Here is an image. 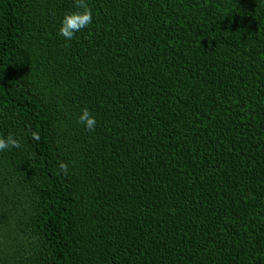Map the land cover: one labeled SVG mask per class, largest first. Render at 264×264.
<instances>
[{
	"label": "trees",
	"instance_id": "1",
	"mask_svg": "<svg viewBox=\"0 0 264 264\" xmlns=\"http://www.w3.org/2000/svg\"><path fill=\"white\" fill-rule=\"evenodd\" d=\"M86 3L0 0V264H264V0Z\"/></svg>",
	"mask_w": 264,
	"mask_h": 264
},
{
	"label": "clouds",
	"instance_id": "2",
	"mask_svg": "<svg viewBox=\"0 0 264 264\" xmlns=\"http://www.w3.org/2000/svg\"><path fill=\"white\" fill-rule=\"evenodd\" d=\"M75 7L78 9L77 11H70L65 14L58 32L60 36L69 41L75 38L77 32L87 28L92 23V12L86 0H75ZM79 9H82V11ZM77 119L79 123L85 126L87 131L95 130L97 121L87 107L81 110V114L78 115ZM31 137L36 141L40 140V135L37 131H32ZM20 146V141L13 134L9 133L7 137L0 136V151L13 147L19 148ZM59 169L63 174H68V165L66 163L60 162Z\"/></svg>",
	"mask_w": 264,
	"mask_h": 264
}]
</instances>
